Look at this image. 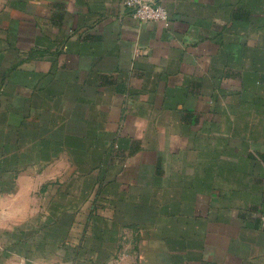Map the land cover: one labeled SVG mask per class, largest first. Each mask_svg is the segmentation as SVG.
Listing matches in <instances>:
<instances>
[{"label": "crops", "instance_id": "0c3cea01", "mask_svg": "<svg viewBox=\"0 0 264 264\" xmlns=\"http://www.w3.org/2000/svg\"><path fill=\"white\" fill-rule=\"evenodd\" d=\"M160 3L0 0V264H264V0Z\"/></svg>", "mask_w": 264, "mask_h": 264}, {"label": "built area", "instance_id": "2783aa9c", "mask_svg": "<svg viewBox=\"0 0 264 264\" xmlns=\"http://www.w3.org/2000/svg\"><path fill=\"white\" fill-rule=\"evenodd\" d=\"M124 6L138 22H167L169 14L160 0H124Z\"/></svg>", "mask_w": 264, "mask_h": 264}, {"label": "rangeland", "instance_id": "374dc122", "mask_svg": "<svg viewBox=\"0 0 264 264\" xmlns=\"http://www.w3.org/2000/svg\"><path fill=\"white\" fill-rule=\"evenodd\" d=\"M22 217L23 216H19V218H22ZM13 233H14V236L12 237L11 244L9 246H4V248L1 245V248H0V254L1 255L2 254H10V255H12V257H15V256L19 255L20 253H23V251L25 249L29 253L34 252L33 248L28 246L29 245L28 240L34 238V232L26 231L23 233V235L21 234V232H13ZM17 234L18 235L21 234V236L18 237ZM23 243L25 245H27L28 247H24Z\"/></svg>", "mask_w": 264, "mask_h": 264}]
</instances>
